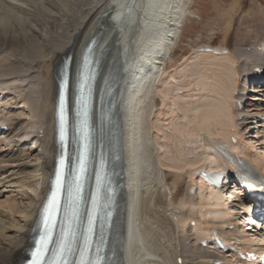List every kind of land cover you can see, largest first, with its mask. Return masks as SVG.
Segmentation results:
<instances>
[{"label": "bare ground", "instance_id": "bare-ground-1", "mask_svg": "<svg viewBox=\"0 0 264 264\" xmlns=\"http://www.w3.org/2000/svg\"><path fill=\"white\" fill-rule=\"evenodd\" d=\"M182 4L183 0H0V48L18 45L20 39L29 44L19 53L10 51L12 58L0 56V94L3 95L0 114L9 129L8 133L1 132L0 146L8 144L10 147L4 150L9 157H2L0 161L16 162L9 174H0V193H5L4 200L0 201V264H22L33 244V227L39 221L50 190L54 163L62 150V144L56 139L55 108L62 78L58 70L66 57L71 101L68 106L73 105L76 73L81 69L86 75L91 105L87 119L91 122L92 134L83 178V209H80L81 220L76 222V227L83 231L88 215L94 217L92 238L100 232L102 260L111 264H178L177 258H180L182 264H213L219 259L222 264H239L237 258H228L233 256L231 251L218 255L214 249L198 244L204 237H209L213 229L232 245L238 241L244 246L241 248H245L251 243L237 226L236 205H229L230 200L223 198L221 191L207 188L197 180L196 171L209 167L205 166V159L200 164L195 159L189 160L186 155L189 156L191 151H184L181 145L184 142L191 144L190 137L195 136L192 134L194 123H198L202 131H210V136L214 137H203L207 144L204 148L208 151L204 158H217L218 155L223 159L225 149L218 143L220 136L231 151L252 162L258 172L260 167L264 170V157L253 152L251 144L246 145L240 130L253 117L257 124L251 123L247 131L254 133L259 127L264 128V105L253 103V99L259 98L254 94L250 96L257 92V89L250 90L251 82H264V51L261 48L264 23L258 35L263 41L253 43L254 48L250 51L244 50L240 55L229 49L221 55L200 53L198 56L204 57L201 61H189L192 65L179 70L181 75L177 72L171 75L165 67L166 60L171 58L184 18L190 16ZM91 39L94 40L92 53L85 54ZM15 54L18 55L16 58ZM245 65L246 69L241 70ZM207 66L214 68L217 83L213 92L218 99L208 102L211 110L201 112L194 123L192 120L184 123L190 102H184V106L180 102V97H184L178 90H187L189 86L181 76L185 70L197 79L203 76L202 70ZM113 75L119 77L115 98L106 92ZM31 76L36 77L38 83L35 94L30 91V86L26 90L24 84ZM240 77L245 78L246 85L237 91L241 86ZM12 78L18 79V84L6 83ZM194 78L192 82L196 81ZM263 87L261 85L260 89ZM153 88L165 100L158 111ZM237 100L239 104H236ZM14 108H24L26 117L11 114ZM178 112L182 114L180 120L183 118L184 121H179V117L173 121ZM165 114L174 118L171 125L169 122L161 130L150 118L158 116L163 121ZM21 119L27 120L26 126L8 137L14 130L10 125L19 124ZM196 131L201 136V132ZM231 136L237 139L236 143L231 142ZM29 139L36 140L34 149L37 153L28 162L26 158L30 153L20 144ZM70 147L73 152L74 146ZM1 148L0 152L3 151ZM160 150L162 156L159 159ZM104 154L105 161L99 159ZM221 160V164H227ZM28 167H31L32 180L19 183L20 173ZM183 170L190 173L191 185L174 213L171 209L175 207L173 194L176 191L171 190L167 180L169 172L175 173V186ZM9 177L19 183L17 190L7 188L13 184L8 182ZM100 177L101 184L106 182L109 186L113 205L106 212L103 226L98 229L99 209L91 207L98 195L96 183ZM195 186L194 194H188ZM101 196L102 193L98 197L100 203ZM207 204V207L213 206L207 214L214 213L219 220L208 219L209 216L202 220L207 215L202 213L203 208L208 210L204 207ZM186 210L190 212L185 214ZM190 221L194 222L193 226L189 225ZM226 225H232L233 229L225 230ZM188 229L191 234L187 233ZM194 240L198 245L193 243ZM263 248V244L256 243L251 250L260 252ZM196 249L200 254H195Z\"/></svg>", "mask_w": 264, "mask_h": 264}, {"label": "rangeland", "instance_id": "rangeland-1", "mask_svg": "<svg viewBox=\"0 0 264 264\" xmlns=\"http://www.w3.org/2000/svg\"><path fill=\"white\" fill-rule=\"evenodd\" d=\"M182 5L184 6L185 10H188V12H190L192 14V17L189 16V17L184 18L183 27L179 31L180 36L177 37L175 40L176 46L173 49L174 51L171 54V58L169 60H166L167 64L165 67L167 68L168 72H171V75H172V73L174 74L175 72H177V75H181L179 70L181 71V69L183 67H187L188 65L189 66L192 65V64H190L189 61H191V63H194L195 62L194 60L201 61L202 58H204L202 56H198L200 54L199 52H197V53L193 52L194 48L197 47L198 45L209 44V45H215L217 47L225 46V47L229 48L232 53L240 55L241 52H243L244 50L251 49L253 43L260 42V40L263 41L262 39L259 38L258 35H259V31L262 32V30L260 29V26L262 23H264V0H183ZM18 45H19V47H18ZM18 45L15 44V45H12V47H7V46L1 47L0 48V56H5V57L10 56V58H12L11 54H13V53H11L10 51L13 50V52L19 53V51H21V50L24 51L29 46V44L26 45V42L24 39H20L18 42ZM17 56L18 55L15 54L14 58H16ZM194 57H197V58H194ZM186 59H187V61L185 62ZM263 60H264V56H263ZM182 61H184V62H182ZM211 61L213 62L214 60H211ZM207 67L202 70L201 74H203V76L197 77V79L194 78L193 75L191 77L189 75L190 72L185 71V70H184V76H181L182 80L184 79V81L185 80L188 81V82H185V84L187 85V83H188V86H189L187 88V90L186 89H181V91L178 90V94L180 96L184 97V98L180 97V99H181L180 102H182V104L184 106H186L184 102H186V101L190 102L188 104V110H187V113L185 116V121L183 118H181V120H180V117H182V114H181L182 111L176 113V115H174L175 118L173 116L174 119L171 117V115L165 114V116H164V119L166 118L165 121H164V119H163V121H160L161 119L157 118L158 116H155L154 118H150V119H151V122L156 127H158L159 129L161 128V130H162V127L164 125L163 128L165 129V127H166L165 125L167 123L170 122L169 124L171 125V120L173 119V121H174L176 118L178 119V117H179V121H181V122L183 119L184 123L186 122V120H192L194 123L196 121V119H198L197 116L200 115L201 112L204 114L206 112L208 113V111L211 110V107L209 108V106H208V104H209L208 102H211V100L216 101L218 99V96L215 95L216 93H214L215 91L213 92V90H216L214 85L217 83V79H215V76L213 74L214 70H212V69H214V68H212V67L207 68ZM243 69L244 70L246 69V65L244 67H242L241 70H243ZM204 71H206L208 73L205 74ZM29 72H31V71H29ZM29 74L30 73H28V76H29ZM189 76L191 77L190 78L191 80L189 79ZM33 78H34V76L29 77L24 84L26 86V90L30 86L31 87V88L29 87L30 91L33 94H35L34 91L38 90V83H37L36 77L34 79ZM192 78H194L193 80H196V81L192 82ZM170 79H166V80H170ZM17 80H16V78H12V80L6 81V83L18 84ZM241 80H243V81H241V88H242V87H245L244 86L245 81H244V79H241ZM190 81L192 82L191 84H189ZM202 81L205 84L202 85ZM206 82H207V84H206ZM6 83H4V84H6ZM193 84H198L199 89L198 90H191V87ZM250 89L251 90L255 89L253 87V84L250 87ZM258 90L259 89H257L256 93L255 92L250 93V96L252 94H254L259 99H253L252 102L256 103L260 106H263L264 105L263 104L264 103V90H262V91H258ZM152 92L154 95L155 104L157 106L156 111H158V109H160V107L162 108L165 100H164L163 96L159 95V93L157 91H155L154 88H153ZM186 95L188 98L186 97ZM0 98H2L1 95H0ZM259 102H260V104H259ZM18 104H19V102L16 103V106ZM14 105H15V103H14ZM202 105L204 106V109L206 108L205 110H203ZM195 106H197V107H195ZM201 109H202V111H201ZM24 110H25L24 108H20V109L14 108L11 111V113L15 116L26 117V111H24ZM168 114H170V111L168 112ZM254 118L255 117L251 118L247 124L241 126L242 129H240V130L244 134V138L246 140V145L251 144L250 146L254 147L253 152H258V153H260V155H262L264 157V144H260V142L261 143H262V141L264 142V136H262L264 134V129L259 127L257 132H254V133L247 131L249 129V126L251 125V123L255 120ZM232 120H233V118H232ZM26 124H27V120H24V119H21L19 121V124H16V125L14 124L12 126V129H14V130L12 131V133L8 137L13 135L15 130L21 129V127L23 128L24 126H26ZM194 124H195L194 130L197 129L198 132H201V136H198L200 134H197V132L193 130L192 134L195 136L190 137V139L192 138L191 139L192 141H191V144H189L192 147L191 146L189 147V145H187V143H185V142L183 145H181V148L184 151H186V152L191 151L189 153V156L187 154L186 157H188L189 160L195 159L197 164L202 163V160H204V159H205L204 161H206V164L208 166L215 164V163L221 164L220 158H218V155H217V158H216V156H214V158H212V159L211 158H209V159L204 158L207 156L205 154V152L207 153V151L204 148L205 145L207 146V144H205L206 141L203 139V137L205 138L208 135H209V137H212V138H214V137L212 134L210 136V133H211L210 131H202V129H201L202 127H200V125H197L198 123H194ZM252 125H253V123H252ZM218 128H220V127L218 126L217 129ZM214 130H215V128H214ZM167 131H168V129H167ZM246 131L248 133H245ZM15 137L16 136H14V138ZM219 137H217L218 143H223V145L225 144V146H226L225 141L224 140L222 141ZM258 138H259V140H258ZM12 140H14V139H12ZM35 142H36L35 139H33L32 141H30V139H29V140H26V142L20 144L23 148H25V149L27 148L26 151L28 153H30L29 158H26V161H28V162L32 159V156H35V154L37 153V150L34 149V146L36 145ZM166 143H168V142H166ZM167 145H169V144H167ZM156 146H157V143H156ZM193 146L196 148L194 149ZM0 147H2L1 149L3 150L2 152H0V155H2V156H0V158L9 157V155L6 154V152L4 151L5 148H10L9 145L5 144V145H1ZM168 148L170 151L171 148L170 147H168ZM231 152L234 153L235 151L234 152L231 151ZM161 154H162V150H160V154H158L159 159L162 156ZM3 155H5V156H3ZM15 163L16 162H13L11 160H8L6 162L0 161V168L2 170V171H0V174H2V176L9 174L10 171H12V169L14 168L13 166ZM258 166H261V165H258ZM192 169H194V166L192 167ZM259 170L264 174V170L261 167ZM30 172H31V167L26 168L24 170V172L20 173V177L18 179V182L19 183L25 182V181L30 182L32 180ZM182 174H183L182 177L180 178V180L178 182H176L175 186L173 185L174 179H175V173L169 172V177L167 180L168 184L170 185L171 190L176 191V193L173 194V205L177 209L180 208L179 204H180L181 200H183L182 198L186 192L187 187H189L191 185L189 182L190 181V173H187V172L185 173L183 170ZM7 179H8V182L10 181V183H13L7 188L17 190V188H18L17 185L19 183L14 181L11 177H9ZM3 184L7 185V182L4 181ZM3 196H5V193H0V201L4 200L5 197H3ZM17 200H20V198H17ZM210 204H209V206H211ZM207 206H208V204L204 207H207ZM211 207H213V206H211ZM211 207H207L208 210H206V208H205L206 213H205L204 208H203L202 213L207 214L208 211H210ZM189 212H190L189 210L188 211L186 210L185 214H188ZM211 214H213V215H211ZM211 214L210 215L207 214L206 215L207 217L206 216L202 217L203 218L202 220H204L205 218L207 219L208 216H209L208 219L212 218L215 220H219V218H217L218 216H216V214H214V213H211ZM187 233L191 234L192 231L190 229H188ZM193 243L197 244V241L194 240ZM184 254L185 253H183V257H184ZM195 254L196 255L200 254L199 249L195 250ZM186 264H190V263L187 262Z\"/></svg>", "mask_w": 264, "mask_h": 264}, {"label": "snow or ice", "instance_id": "snow-or-ice-1", "mask_svg": "<svg viewBox=\"0 0 264 264\" xmlns=\"http://www.w3.org/2000/svg\"><path fill=\"white\" fill-rule=\"evenodd\" d=\"M86 126V121H85ZM88 136L84 132L82 152L78 160L77 174L73 185L66 189L63 166L56 172L55 189L41 215L39 238L34 242V250L30 252L28 264H102V258L97 256L89 259L94 234V217L89 214L86 228L78 231L76 222L81 220L80 204L83 199V178L87 171ZM68 191V200L61 206V193ZM64 213L65 226L54 235L57 227V215Z\"/></svg>", "mask_w": 264, "mask_h": 264}]
</instances>
